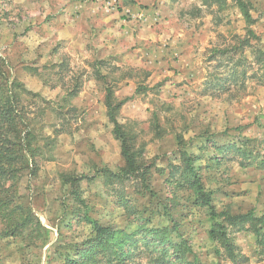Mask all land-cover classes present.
<instances>
[{"label": "rangeland", "instance_id": "rangeland-1", "mask_svg": "<svg viewBox=\"0 0 264 264\" xmlns=\"http://www.w3.org/2000/svg\"><path fill=\"white\" fill-rule=\"evenodd\" d=\"M247 1L258 37L238 49L244 21L234 0H0V61L31 102L29 115L44 111L35 126L46 124L40 130L53 138L15 199L39 219L42 239L4 234L0 216V264H107L96 223L128 238L126 264H155L165 245L151 231L162 227L188 241V260L231 264L215 253L208 230L217 220L196 203L185 156L215 211L264 213V168L240 165L232 152L238 134L264 140L255 58L264 52V0ZM107 86L127 98L117 118L142 176L120 169ZM234 242L242 264H264L251 232H234Z\"/></svg>", "mask_w": 264, "mask_h": 264}, {"label": "trees", "instance_id": "trees-1", "mask_svg": "<svg viewBox=\"0 0 264 264\" xmlns=\"http://www.w3.org/2000/svg\"><path fill=\"white\" fill-rule=\"evenodd\" d=\"M202 4L220 3L222 6L225 0H201ZM236 6L244 21V35L238 38V49L251 46L250 37L256 39L258 36L251 28L254 18L250 12V4L247 0H234ZM218 51L213 49L212 51ZM229 48L224 51L227 52ZM256 61L259 63L258 70L264 73V52L258 48L255 53ZM253 72V75L256 74ZM76 85V84H74ZM20 83L16 80H9V76L3 68L0 61V216L7 219L4 225L7 231H2L6 235L19 237L21 240L42 239V225L39 219L33 214L31 208L26 204L16 202L17 184L25 174H34L38 166V160L51 155L53 138L42 132L46 124L35 126L36 117L42 116L44 111L30 114L27 106L31 103L23 99L24 95L20 88ZM79 86V85H78ZM77 87L67 90L62 101L67 96L76 94ZM127 98L119 99L114 96L111 86L106 87L104 105L108 121L112 123V132L120 141L121 155L124 165L120 168L125 176H142L136 165L134 151L129 144V138L123 125L118 120L120 107ZM157 127V126H156ZM42 129V130H40ZM179 140V136H176ZM238 146H236V144ZM232 146V152L240 156V165L251 166L253 163L258 168H264V140L256 138H247L238 134L237 140ZM263 144L262 147L255 144ZM232 146H229L232 148ZM215 162L217 158L214 156ZM194 160L191 156H185L187 177L191 188L196 194L199 204L207 205L210 210V217L217 221L212 223L209 230V238L216 242L215 253L223 261L228 260L231 264H242L247 260L234 242V232H251L256 237V244L260 247L261 253H264V213L257 214L255 208H250L245 212L230 213L229 209L215 211L211 205L210 193L203 190L200 184L198 171L192 165ZM255 161V162H254ZM219 162V161H218ZM246 162V163H244ZM13 214V216H11ZM98 232V244L106 252L107 264H126L125 255L128 249L122 246L128 241V238L116 237V231L109 226H102L96 223ZM167 227L154 228L151 233L158 242L165 246L153 258L155 264H201L198 260H188L186 253H191V247L188 241L180 239L173 241L166 234ZM155 254L154 252H150ZM76 263V262H74ZM131 264H137L132 262ZM227 264V263H219Z\"/></svg>", "mask_w": 264, "mask_h": 264}]
</instances>
